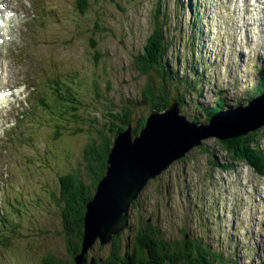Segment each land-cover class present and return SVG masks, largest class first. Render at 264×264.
I'll use <instances>...</instances> for the list:
<instances>
[{
    "label": "rangeland",
    "instance_id": "1",
    "mask_svg": "<svg viewBox=\"0 0 264 264\" xmlns=\"http://www.w3.org/2000/svg\"><path fill=\"white\" fill-rule=\"evenodd\" d=\"M159 1L172 43L167 60L193 76L199 61L203 72L191 109L221 97L247 102L264 67V0H91L83 15L75 0H0V93L7 97L0 103V241L10 243H0V264H44L48 254L71 260L54 193L68 173L90 182L85 150L104 133L113 136L112 114L149 112L137 105L148 83L137 57L146 54ZM57 80L61 93L52 90ZM68 92L75 102H62ZM219 141L202 140L146 185L131 205L129 243L144 217L169 238L209 245L225 258L215 264L264 262V176L233 161ZM99 246L90 259L96 250L109 257L111 246Z\"/></svg>",
    "mask_w": 264,
    "mask_h": 264
},
{
    "label": "trees",
    "instance_id": "2",
    "mask_svg": "<svg viewBox=\"0 0 264 264\" xmlns=\"http://www.w3.org/2000/svg\"><path fill=\"white\" fill-rule=\"evenodd\" d=\"M75 5L77 14H88L91 11V9H89L91 7V0H75ZM184 8H186V6ZM167 17L168 15L163 11V5L161 1H159L151 19L153 23L151 37L149 38V43H147L143 49V52H146V54L143 53L137 57V66L141 74L148 78L143 100L137 105H142L144 107L143 109H147L149 112L143 113V111L136 117H133L131 114L132 109L124 107L118 114H112V128L113 124L117 127L114 131L112 129L111 133H113V136H108V134L104 133V136H102V144L99 143V145L96 146L94 142V144L88 146L85 150V159L88 164L87 175L90 179L89 183H85L78 175L73 173H68L61 178L62 187L59 194L54 193V197L62 203V221L66 233L67 247L70 248L71 260L63 261L54 254H48L43 260L44 264H76L74 256L79 254L83 247L82 243L85 231L87 204L93 199L98 183L106 172L108 156L116 136L120 131L127 128L128 124L132 125L134 135L140 133L150 112L155 109H166L172 99H176L180 103L182 112L187 111L190 119L196 122L208 121L214 113L229 106L226 103L227 99L221 97L212 107L209 105L201 106L195 104L194 109H191V103H188L189 101H193L191 93L195 92V90H199L201 94L197 99L202 96L204 88L203 85H199V83L202 80L203 72H198L200 65L199 61L193 62L191 65L193 74L195 75L193 76L190 67L182 69L179 62L176 67L173 59L171 61L167 60V52L172 48V43L165 37ZM194 38L195 36L193 35L192 39L194 40ZM148 49H154V51L148 55ZM183 64H185V62ZM260 75L254 92L248 93V100L253 99L254 96L264 91V67ZM58 84L59 80L55 81V86L52 87V90L56 89L57 93H61L58 92ZM65 88H67V91L70 89L67 82L63 85V90ZM68 93L69 97H63L61 95L63 101L61 99L60 101L64 103H68V101L69 103L75 102L74 96L70 92ZM59 98L57 94L54 101L58 103ZM45 99L44 97L42 100L44 106H46L47 101ZM261 136V130L258 129L254 132H250L248 135L219 142L223 144L233 161L245 163L252 167L258 175L264 176V147L262 146ZM215 165L222 166L225 169L235 167V164L231 161H226L222 164L216 161ZM138 199L136 201H138ZM135 203L134 201L133 204ZM140 226L141 230L135 234V239L132 238L133 244L129 243L127 238L121 239L120 234L114 236L113 241L115 245L111 249L109 257L106 258L102 256L98 258L91 256L95 259L94 264H117L113 263V260H117V258L122 259L120 255L124 254L125 256L123 257L122 264H144L141 256L145 257L146 252L158 254L160 250H164V248L169 249V247H165V242L163 240L164 234L159 230L157 223L142 217ZM144 228L146 234L142 236L141 232ZM0 237H4L2 233H0ZM175 242L179 252V256H176L179 264H215L214 261L216 259H225L223 255L213 251L209 245L205 246L201 242L194 241L189 238L188 235H185L182 240L175 239ZM4 244L5 245H2L1 243L4 247L9 246L10 243L5 242ZM91 251H93V248L88 252V257ZM141 252H145V254H141ZM90 263L91 260L89 258V264ZM153 264L166 263L161 261L153 262ZM262 264H264V262Z\"/></svg>",
    "mask_w": 264,
    "mask_h": 264
},
{
    "label": "water",
    "instance_id": "3",
    "mask_svg": "<svg viewBox=\"0 0 264 264\" xmlns=\"http://www.w3.org/2000/svg\"><path fill=\"white\" fill-rule=\"evenodd\" d=\"M264 126V91L247 102L229 105L209 120L196 122L172 99L164 110H152L140 133L131 124L116 136L108 166L87 204L82 251L76 264H89L88 252L97 241L110 243L129 228L130 209L146 185L174 162L186 157L202 140L220 141L248 135ZM91 263L95 259L91 257Z\"/></svg>",
    "mask_w": 264,
    "mask_h": 264
},
{
    "label": "flooded vegetation",
    "instance_id": "4",
    "mask_svg": "<svg viewBox=\"0 0 264 264\" xmlns=\"http://www.w3.org/2000/svg\"><path fill=\"white\" fill-rule=\"evenodd\" d=\"M115 127H116V125H114ZM117 128V127H116ZM115 129H113V131H114ZM104 136V135H103ZM99 143H103V140H101L100 142H98V143H96V144H94V142L93 143H91V144H87L88 146H91L92 144H94V145H99ZM87 146V147H88ZM202 146V145H201ZM199 147V146H198ZM158 177H160V176H158ZM157 177V178H158ZM154 180V179H153ZM152 181V180H151ZM140 199V198H139ZM138 199V200H139ZM136 203L135 204H132V205H134V206H136V204H137V206H138V201H135ZM140 220H141V218L140 219H138V225H137V231L135 232V234L137 233V232H139L140 230H141V226H140ZM149 220H151V218H149ZM152 221V220H151ZM131 227H132V225L130 224V226H129V228H127L126 230H131ZM158 228H159V230L160 231H162V233L164 234V242H165V247H169V249H166V248H164V250H160V252L158 253V254H152V253H150V252H146V255H145V257H142L141 256V259H142V261L144 262V264H153V262H165L166 264H179V261L177 260V258H176V256H179V252H178V250H177V244H176V242H175V238L174 237H172V236H170V238L168 237V235H167V233H168V231H167V229L166 228H163V227H161L160 225H158ZM125 232V231H124ZM124 232L123 233H121L120 234V236H121V239L122 238H124ZM141 234H142V236H144L145 234H146V231H145V228L142 230V232H141ZM130 239H131V236L129 237ZM129 238H128V241H129ZM135 239V238H134ZM193 240V239H192ZM115 242L113 241V239H112V241L110 242V243H108L110 246H111V248H113V246L115 245L114 244ZM132 244H133V242H131ZM99 244H100V242H99ZM136 245V244H135ZM100 246H103L102 248H104L105 246L104 245H101L100 244ZM100 246L98 247V248H100ZM95 253L96 254H94V256L95 257H98V258H101L102 256H103V254H100V253H98V251L96 250L95 251ZM125 253V252H124ZM124 253H122V254H124ZM134 253V252H133ZM141 254H145V252H141ZM127 255V254H126ZM121 257H122V259H120V258H117V260L115 259V260H113V263H117V264H122L123 263V257L125 256V254L124 255H120ZM98 262V261H97ZM142 262V263H143Z\"/></svg>",
    "mask_w": 264,
    "mask_h": 264
},
{
    "label": "bare ground",
    "instance_id": "5",
    "mask_svg": "<svg viewBox=\"0 0 264 264\" xmlns=\"http://www.w3.org/2000/svg\"><path fill=\"white\" fill-rule=\"evenodd\" d=\"M6 98H7V97H5V98H1V99H0V103H1V101L3 102V100H5Z\"/></svg>",
    "mask_w": 264,
    "mask_h": 264
}]
</instances>
